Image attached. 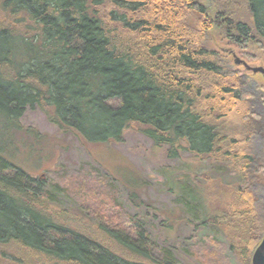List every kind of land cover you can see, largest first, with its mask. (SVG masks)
I'll return each mask as SVG.
<instances>
[{
  "label": "trees",
  "instance_id": "1",
  "mask_svg": "<svg viewBox=\"0 0 264 264\" xmlns=\"http://www.w3.org/2000/svg\"><path fill=\"white\" fill-rule=\"evenodd\" d=\"M205 1L0 0V115L19 129L25 110L38 109L86 145L122 143L134 125L169 159L187 151L248 182L259 172L245 147L264 126L208 35L264 48V0ZM89 186L78 176L54 180V193L72 202L55 208L43 181L0 157V257L24 261L16 248L53 264H176L169 252L154 254L142 223L93 207ZM251 199L237 189L244 242L257 231ZM218 255L210 249L207 263L227 264Z\"/></svg>",
  "mask_w": 264,
  "mask_h": 264
},
{
  "label": "rangeland",
  "instance_id": "2",
  "mask_svg": "<svg viewBox=\"0 0 264 264\" xmlns=\"http://www.w3.org/2000/svg\"><path fill=\"white\" fill-rule=\"evenodd\" d=\"M205 4L212 6L211 0ZM208 40V47L239 73L242 91L248 95L247 108L264 126V79L233 62L235 55L252 67L264 68V48L240 50L218 31H212ZM12 125L0 115V157L30 178L43 181L46 191L55 195V208L69 209L72 202L54 193V180L78 176L92 186L96 195L92 206L97 210L103 212L112 205V213L120 209L144 225L157 257L169 252L176 264H208L210 249H214L217 259L224 254L227 264H251L252 250L264 237V133H254L245 147L259 173L240 182L225 169L218 172L212 160L187 151L169 159L168 147L154 146L134 125L125 130L122 143L105 145H86L62 133L38 109L25 110L19 129ZM238 188L251 195L252 214L258 218L251 228L257 231L248 243L241 240L243 219L238 220L235 205ZM246 220L244 216L243 223L249 225ZM11 251L24 261L0 257V264H53L31 260L16 248Z\"/></svg>",
  "mask_w": 264,
  "mask_h": 264
},
{
  "label": "water",
  "instance_id": "3",
  "mask_svg": "<svg viewBox=\"0 0 264 264\" xmlns=\"http://www.w3.org/2000/svg\"><path fill=\"white\" fill-rule=\"evenodd\" d=\"M233 62L236 66L242 67L246 72L254 74V75H261L264 79V68L263 67H252L248 65L245 61L237 58L233 55ZM251 264H264V237L262 238L261 242L257 246V248L252 253Z\"/></svg>",
  "mask_w": 264,
  "mask_h": 264
}]
</instances>
